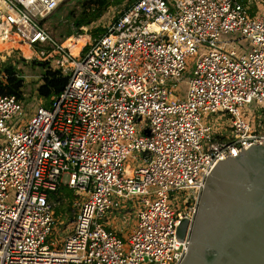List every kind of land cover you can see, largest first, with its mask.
I'll use <instances>...</instances> for the list:
<instances>
[{"label":"built area","instance_id":"obj_1","mask_svg":"<svg viewBox=\"0 0 264 264\" xmlns=\"http://www.w3.org/2000/svg\"><path fill=\"white\" fill-rule=\"evenodd\" d=\"M61 1L0 0V59L16 49L67 74L48 106L0 91V264H179L214 161L264 141V120L252 126L239 109L264 100V12L242 0H132L74 50L77 37L60 41L43 22ZM222 34L249 49H227ZM218 110L232 115L226 139L202 121ZM61 184L77 191L76 212L53 247L48 194ZM174 190L186 191L184 211L168 202ZM134 195L142 207L125 241L99 219Z\"/></svg>","mask_w":264,"mask_h":264},{"label":"water","instance_id":"obj_2","mask_svg":"<svg viewBox=\"0 0 264 264\" xmlns=\"http://www.w3.org/2000/svg\"><path fill=\"white\" fill-rule=\"evenodd\" d=\"M179 264H264V141L214 161Z\"/></svg>","mask_w":264,"mask_h":264},{"label":"rangeland","instance_id":"obj_3","mask_svg":"<svg viewBox=\"0 0 264 264\" xmlns=\"http://www.w3.org/2000/svg\"><path fill=\"white\" fill-rule=\"evenodd\" d=\"M74 0H70L68 3H66L64 6H62L57 13H55L53 16H47L46 19L43 21L44 25L48 28V30L60 41H64L66 38H84L85 43L88 41H91L94 38V33L92 29L96 26L103 27L108 22L113 19V17L116 15V13L119 11V8L112 6L110 7L100 19L96 20L94 22V26L91 25V28L84 27L82 32L75 33V34H67L66 29L68 28V18L66 17V10L67 6L70 4H73ZM245 4L247 7H250L254 10L253 14H259L264 12V0H246ZM96 34V33H95ZM221 39L226 40L223 44L227 49L235 48L237 53L240 54L243 52V46L244 48L249 49V45L246 46V43H248V39L246 37H239L236 38L233 34H222ZM11 44H7L6 46H10ZM38 46V44H37ZM202 50L205 48L204 45L199 46ZM5 50L2 52L4 53ZM1 52V53H2ZM0 53V54H1ZM10 53H16L19 54V52L16 49H13ZM8 55L5 53V56ZM20 55V54H19ZM4 56V55H3ZM196 54L187 55L186 61H185V68L182 72V75L180 76L177 85L172 89L173 93L184 95L186 88H187V78L191 72L194 60H195ZM5 58V57H3ZM33 59V58H29ZM25 65V66H24ZM17 67H21L24 69L22 71V74L24 75L25 79V85H24V101L26 103L32 102H40L39 98L36 95V82L38 81V78H40V69L39 67H32L29 64L22 63L18 61L16 63ZM35 105V104H33ZM33 107L30 108H24L23 111V118H25L24 122L19 121V127L26 124L25 121L28 120V118L31 116V113L33 111ZM30 109L29 111H27ZM241 116L245 118L252 126H259V124L264 120V100L263 101H252L249 103H245L243 105L239 106ZM17 115L11 116L7 118L6 122L11 128L14 130V124L16 122ZM231 119L232 115L224 110H218L216 112H208V114H204L202 116V121L204 123L210 124L212 130V133L216 132H226L228 133L231 130ZM19 120V118L17 119ZM138 123H145V119H138ZM226 136V135H225ZM5 138H2V141ZM138 154L142 155L143 152H138ZM126 161H130L133 164H137L136 160L130 155L126 158ZM73 189L74 197H76V193ZM120 199V205L116 208L108 210L103 216L100 217V222L110 229H112L117 235L122 237L125 241L127 240V236L129 235L130 231L133 229L137 222L138 218V210L142 207V203L140 201L139 196H132V198L128 197H119ZM186 191L184 190H174L169 194L168 202L171 206V208L175 211L181 210L184 211L186 209ZM74 224V217L72 219H69L68 215L61 216L57 223L54 225V228L57 230L54 234V238L51 237L50 240L53 241V247H56L58 245V242H60L63 237L70 232ZM47 240V241H50ZM147 264H156L154 262H147Z\"/></svg>","mask_w":264,"mask_h":264},{"label":"trees","instance_id":"obj_4","mask_svg":"<svg viewBox=\"0 0 264 264\" xmlns=\"http://www.w3.org/2000/svg\"><path fill=\"white\" fill-rule=\"evenodd\" d=\"M69 1L70 0H62L49 16H53ZM131 1L132 0H74V3L68 5L66 10V17L69 22L66 33L75 34L82 32L85 26L91 28V25H93L96 20L100 19L110 7H125L128 6ZM242 2L245 3L246 0H242ZM247 9L250 14L254 13L252 8L248 7ZM117 14L118 12L116 15ZM45 19L46 17L43 18V21ZM104 28V26L94 27L92 29L94 36L100 34ZM18 61L29 64L32 67H39L41 72L40 78H38L36 82L35 92L41 102L40 104L48 106L51 97L63 88L67 74L64 73L61 68L51 66L47 61L37 58L26 59L16 53H9L5 58L0 59V71L3 73V77L0 78V91L2 93L15 94L20 99L25 98V79L22 74L24 69L16 66ZM256 127L258 126L256 125ZM73 196V190L67 184H61L57 189L49 192L48 200L54 203L53 211L55 220L48 238L54 236L57 231L54 225L61 216L63 217L66 214L69 219L74 217L76 209L71 204ZM187 225L188 221L186 219L181 221L178 228L179 235L185 233Z\"/></svg>","mask_w":264,"mask_h":264},{"label":"bare ground","instance_id":"obj_5","mask_svg":"<svg viewBox=\"0 0 264 264\" xmlns=\"http://www.w3.org/2000/svg\"><path fill=\"white\" fill-rule=\"evenodd\" d=\"M84 42V38L80 37L78 38V40L76 41L75 45H74V50H77ZM28 50L25 48V53H27ZM128 166V164H126V167Z\"/></svg>","mask_w":264,"mask_h":264},{"label":"crops","instance_id":"obj_6","mask_svg":"<svg viewBox=\"0 0 264 264\" xmlns=\"http://www.w3.org/2000/svg\"><path fill=\"white\" fill-rule=\"evenodd\" d=\"M15 55V54H14ZM17 55H19V54H17ZM21 100H23L24 101V99H21ZM26 102V101H25ZM36 103H39V102H35V104ZM216 137L217 138H223V139H226V138H228L229 136H230V131L228 132V133H226V132H224V134H223V132H217L216 133ZM226 135V136H225Z\"/></svg>","mask_w":264,"mask_h":264}]
</instances>
